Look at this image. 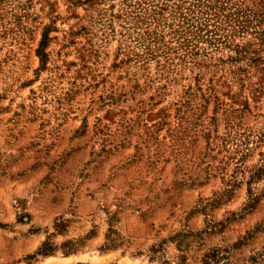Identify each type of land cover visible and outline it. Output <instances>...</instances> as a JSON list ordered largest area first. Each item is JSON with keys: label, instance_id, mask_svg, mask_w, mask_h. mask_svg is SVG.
<instances>
[{"label": "rangeland", "instance_id": "obj_1", "mask_svg": "<svg viewBox=\"0 0 264 264\" xmlns=\"http://www.w3.org/2000/svg\"><path fill=\"white\" fill-rule=\"evenodd\" d=\"M0 264H264V0H0Z\"/></svg>", "mask_w": 264, "mask_h": 264}]
</instances>
